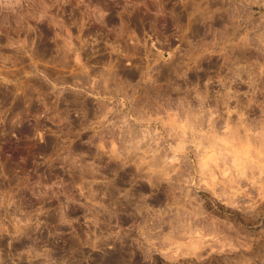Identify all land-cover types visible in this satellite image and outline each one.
Segmentation results:
<instances>
[{"label": "rangeland", "instance_id": "obj_1", "mask_svg": "<svg viewBox=\"0 0 264 264\" xmlns=\"http://www.w3.org/2000/svg\"><path fill=\"white\" fill-rule=\"evenodd\" d=\"M0 264H264V0H0Z\"/></svg>", "mask_w": 264, "mask_h": 264}]
</instances>
